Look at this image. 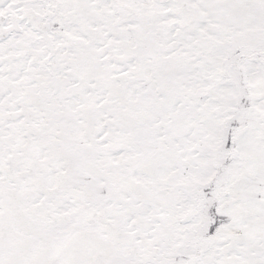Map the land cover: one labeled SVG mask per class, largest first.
Instances as JSON below:
<instances>
[{
  "label": "snow or ice",
  "instance_id": "obj_1",
  "mask_svg": "<svg viewBox=\"0 0 264 264\" xmlns=\"http://www.w3.org/2000/svg\"><path fill=\"white\" fill-rule=\"evenodd\" d=\"M0 264H264V0H0Z\"/></svg>",
  "mask_w": 264,
  "mask_h": 264
}]
</instances>
